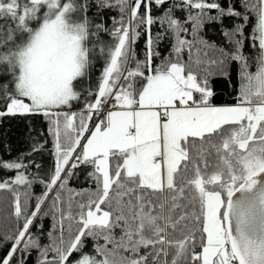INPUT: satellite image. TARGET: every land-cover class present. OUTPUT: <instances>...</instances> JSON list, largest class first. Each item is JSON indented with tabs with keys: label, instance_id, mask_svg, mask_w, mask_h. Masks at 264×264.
Instances as JSON below:
<instances>
[{
	"label": "snow or ice",
	"instance_id": "1",
	"mask_svg": "<svg viewBox=\"0 0 264 264\" xmlns=\"http://www.w3.org/2000/svg\"><path fill=\"white\" fill-rule=\"evenodd\" d=\"M168 3L96 0L119 13L109 28L85 0H0V117L42 116L55 161L31 207L35 178L19 158L0 159L14 172L0 181L11 195L0 264L33 252L35 264H264V0H173L152 15ZM225 18L236 21L231 47L218 49L199 33ZM215 78L228 80L230 102H214ZM82 165L92 187L75 191Z\"/></svg>",
	"mask_w": 264,
	"mask_h": 264
},
{
	"label": "trees",
	"instance_id": "2",
	"mask_svg": "<svg viewBox=\"0 0 264 264\" xmlns=\"http://www.w3.org/2000/svg\"><path fill=\"white\" fill-rule=\"evenodd\" d=\"M88 5L87 15L89 19L104 24L106 27H111L112 18L119 17L118 11L112 8L100 9L96 5V0H85ZM173 0H169L168 4H165L161 8L152 6V15L159 17L163 14V11L170 6ZM221 4L225 3V0H219ZM237 8H239L238 0H234ZM143 11V5L142 9ZM178 18L182 19L187 15L186 12H182L179 9L174 13ZM215 15V10L211 12ZM236 23L235 19L225 18L222 22L205 23L203 29L199 33L203 39L207 40L210 44L216 46V48L230 49L228 38L224 35V31L230 29L233 24ZM162 31V28L154 24L152 26V33L155 35L157 32ZM189 39L192 37L189 35ZM111 38L107 33L100 34L101 41H109ZM135 53L137 59L143 60L145 55V36L141 35L137 43L135 44ZM160 51L166 54L169 48L168 40H165L159 46ZM253 52L252 49L246 48L245 54ZM216 53L209 52V55H215ZM103 61L97 60L94 62L93 71L91 73V82L95 84L97 76L100 73L101 65ZM134 66V65H133ZM237 65H231V79L234 84L236 81ZM211 85L216 95L214 97L215 103L230 102L231 93L233 88L229 86L228 80L224 78H215L211 81ZM80 104H76L74 108H80ZM3 109V104L0 103V110ZM34 145H42L39 151H33ZM19 158L26 166L25 174L29 178H35L36 182L31 186L32 199L30 200V206L34 207L35 198L44 191V185L40 180L47 181L49 175L54 168V156L52 138L47 133V122L42 116L30 115V116H3L0 117V159L13 160ZM39 165V167H37ZM90 169L85 168L83 165L73 170L74 175L69 179L67 187L75 191L91 188L92 183L87 177V171ZM14 177V172L4 171L0 169V181L8 180ZM23 199V197H22ZM48 208V201L42 208V211H46ZM0 231L5 230L8 221L6 217L9 216L11 210V195L7 192H0ZM40 223L43 225L41 235V242L47 243V231L52 224L51 216H44L40 218ZM33 232H38L37 228L32 229ZM91 242L89 241V246ZM87 250V249H86ZM7 251V246L0 247V256L4 255ZM36 254H33L27 258L26 264H35Z\"/></svg>",
	"mask_w": 264,
	"mask_h": 264
},
{
	"label": "rangeland",
	"instance_id": "3",
	"mask_svg": "<svg viewBox=\"0 0 264 264\" xmlns=\"http://www.w3.org/2000/svg\"><path fill=\"white\" fill-rule=\"evenodd\" d=\"M76 104L74 103V105H73V110H78V108H74V106H75ZM0 212H1V209H0Z\"/></svg>",
	"mask_w": 264,
	"mask_h": 264
},
{
	"label": "built area",
	"instance_id": "4",
	"mask_svg": "<svg viewBox=\"0 0 264 264\" xmlns=\"http://www.w3.org/2000/svg\"><path fill=\"white\" fill-rule=\"evenodd\" d=\"M71 163V162H70Z\"/></svg>",
	"mask_w": 264,
	"mask_h": 264
}]
</instances>
